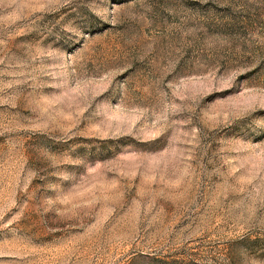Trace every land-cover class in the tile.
I'll return each instance as SVG.
<instances>
[{
    "label": "rangeland",
    "instance_id": "rangeland-1",
    "mask_svg": "<svg viewBox=\"0 0 264 264\" xmlns=\"http://www.w3.org/2000/svg\"><path fill=\"white\" fill-rule=\"evenodd\" d=\"M0 264H264V0H0Z\"/></svg>",
    "mask_w": 264,
    "mask_h": 264
}]
</instances>
